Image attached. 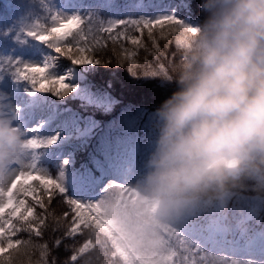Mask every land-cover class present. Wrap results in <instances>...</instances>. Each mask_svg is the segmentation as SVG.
Instances as JSON below:
<instances>
[{"label":"clouds","instance_id":"9594fccd","mask_svg":"<svg viewBox=\"0 0 264 264\" xmlns=\"http://www.w3.org/2000/svg\"><path fill=\"white\" fill-rule=\"evenodd\" d=\"M203 19L184 32L177 90L155 110V136L119 210L129 238L154 244L165 222L225 207L247 182L264 191V0H200ZM0 110V169L11 171L29 139Z\"/></svg>","mask_w":264,"mask_h":264},{"label":"rangeland","instance_id":"374dc122","mask_svg":"<svg viewBox=\"0 0 264 264\" xmlns=\"http://www.w3.org/2000/svg\"><path fill=\"white\" fill-rule=\"evenodd\" d=\"M83 1L71 0V10L82 8ZM137 1L141 2L142 0ZM173 3V0H151L150 4L154 8L164 11L170 8ZM144 7H147L146 3ZM70 13L71 11L60 8L58 0H26L25 8L22 11H14L10 8V11L0 19V36L6 37L14 46L9 56V62L13 69L25 64L43 65L49 63L50 70L52 68L51 62L41 60L36 54L35 46L38 40L26 33L35 30L42 19L51 22L52 14L68 18ZM188 22L189 25L194 26L199 21L191 15ZM140 32L141 35L139 32L136 35H139L141 39L146 40L147 37H150L147 29ZM179 34L180 31L173 24L165 22L163 25L153 26L151 37L156 39L160 35L166 46L167 43L170 42L171 44V41L176 40ZM75 51L76 49L73 50L74 53ZM83 55L88 56L89 54L84 53ZM74 65L76 68L74 77L76 79H81L83 73L93 66V64ZM170 85L172 86L171 83ZM176 86L175 84L174 87ZM139 90H146L149 93L153 91L154 94L156 92L158 95V91L151 86H139ZM0 110L16 117L14 122L22 125L25 130V139L39 141L42 133L51 131L55 138L56 156L62 162L63 170H66L69 176L74 173L72 169L74 160L73 137L68 131L71 120L63 113L56 112L36 88L29 84L0 83ZM128 113L129 111L126 114ZM131 113L129 118L133 119L138 115L146 118L153 114L152 112L144 113L141 109ZM127 126L122 127L127 128ZM144 126L143 123V129ZM149 126L148 130L154 129V126ZM107 127L111 126L108 124ZM111 131L113 134L105 132L103 136L102 150L96 148L97 154L101 153L100 156L95 157L99 161L96 173L89 171L81 185L73 189L62 201L65 207L68 206L66 200L69 198L86 204L91 203L94 206L99 205L101 211H98L96 216L89 220L86 228H88L87 231H91L96 240H98V236L95 233H101L104 236V239L101 236L99 239L105 241L102 247L104 248L103 252L110 258L108 264H114V256H117L122 264H174L173 257H176L175 264H180L181 259L185 257L187 258L186 264H193V261L195 264H264L263 230H258L242 245H229L221 237L226 233V225L223 222L224 216L210 220L203 229H197L190 224L187 220L188 217L175 222H165L161 225L158 239L154 244L141 245L133 242L118 222L119 210L137 199L136 183L146 159L140 160L136 146L129 147L126 151V140L116 136V129ZM146 136L147 134L144 135L142 147L143 151L149 154L152 150L153 140L146 139ZM35 158L36 149L27 150L23 154V160L26 164H34ZM40 172L42 174L45 171L40 170ZM72 182L69 180L67 184H72ZM28 184L35 189L34 180H29ZM17 199L25 201L18 195ZM35 199L36 201L31 202V204L25 202L26 206L32 208L38 206V209H41L38 201H43L42 198L37 197ZM256 205L253 203L252 207ZM69 209L68 214L72 216L71 206ZM81 211L85 216H88L87 210ZM69 222L71 223V217ZM81 229L83 230L84 227ZM93 229L96 230L95 233ZM86 241L88 242V249L92 243L89 239ZM186 247L193 249L185 252ZM12 251L13 249L10 250V252ZM11 255L6 253L4 259L9 260L15 257ZM214 255L218 258H214Z\"/></svg>","mask_w":264,"mask_h":264},{"label":"trees","instance_id":"16d2710c","mask_svg":"<svg viewBox=\"0 0 264 264\" xmlns=\"http://www.w3.org/2000/svg\"><path fill=\"white\" fill-rule=\"evenodd\" d=\"M105 1L109 0H101L92 6L97 5L94 8L95 15L100 14L95 17L108 22L106 15H101L105 13L103 6ZM199 5L200 0H182L176 7L177 12H180V15L176 18L189 25L187 14H190L200 22L203 19V14H201ZM186 8L189 11H185ZM81 17L85 18V15H81ZM134 19L151 20L156 19V16L154 14L152 16H141L130 12L121 14L118 21ZM85 31H87L86 28ZM138 32L141 35V32L135 26L128 24L127 26H118L111 34L98 32L95 34V40H93V34H89L88 41L90 45H94L96 48V53L93 54L94 58L101 59L102 63L93 64L91 68L83 73L81 79L74 77L76 68L70 58L59 55L54 49L44 44L42 49L45 51V57L50 59L54 65L48 76L66 77L65 82L73 86L74 90L60 95L54 94L52 91L43 93L52 103L59 105L62 110L75 119L71 132L81 140L86 141L97 138L98 130L105 122L118 121L125 124L135 120L136 118H129L134 110L141 109L144 113H155L162 102L177 90V86L174 87L175 83H171V86L170 83H166L158 77L144 76V73L156 71L159 65L163 64L168 69L169 74H174L175 66L182 59V48L177 47L176 40L171 41V44L170 42L167 43L165 46L160 35L156 39L147 37L146 40H143L139 35H136ZM132 39H137L139 43L133 44ZM154 40L155 45L159 46V52H157L154 45ZM3 48L0 45V54L3 52ZM85 53L89 54V52ZM130 53H135V55L127 59L126 57ZM118 57L119 59H117ZM130 64L133 65L135 75L129 71ZM43 83L45 87H51L47 82ZM143 85L153 87L158 91V95L156 92L154 94L153 91L152 93L146 90L140 91L139 86ZM36 86L39 88L40 84L38 83ZM128 111L129 113L126 114ZM48 141L49 139L43 141L44 146L40 148L41 152L49 150L50 144L47 143ZM49 177L58 179L55 168L50 167ZM24 187L28 188L27 186ZM66 192L65 189V196H63L58 190H54L52 185L45 188L39 181H35L34 191L20 192V196L29 204L36 201L35 198L37 197L42 198L48 206L47 211L51 212L52 216H47L45 209H38V206L35 207L36 209L33 208L35 209V215L47 216V227H41L42 236L40 237H37L34 231L31 234L25 231L18 232L14 238H19L21 241L30 240L31 244L25 246L24 243H21L13 249L10 255L12 254L11 256L14 255L15 257L8 260L10 264H44L39 246L45 243L49 246L48 264H53V261H56V264H71V250L78 249L86 239H89L92 245L78 258L76 264H108L110 258L103 252L104 248L102 247L105 241L99 239V236L102 239H104V236L101 233H95V229H93V232L98 236V240L93 237L91 231H87L88 228H84L81 229V234L77 235L74 241L65 240L60 247H55V240L58 238L63 240L65 232L71 226L69 222L71 216L69 215V218L65 219L63 215L70 210L69 205L65 207L62 202L66 197ZM243 197L254 200L264 207V191L256 190L251 182H247L244 186L233 191L225 207H213L211 210L201 212L200 220L203 221L209 216L224 212L233 204L238 203L239 198ZM50 199L51 203L49 204ZM247 208H249L248 205ZM253 214L252 219L246 220V226L250 229L255 226L257 218L264 215V210L258 207ZM53 217L59 220L58 229L56 220ZM33 219L34 217L29 218L30 221ZM13 222L18 228L25 224L18 218L14 219ZM5 255L0 257V264H3ZM114 257V264H122L117 256ZM111 258L113 257L111 256Z\"/></svg>","mask_w":264,"mask_h":264},{"label":"snow or ice","instance_id":"6c2138e0","mask_svg":"<svg viewBox=\"0 0 264 264\" xmlns=\"http://www.w3.org/2000/svg\"><path fill=\"white\" fill-rule=\"evenodd\" d=\"M52 27L49 29L47 25L38 24L37 28L33 31H28L26 34L36 40L46 43L49 47L54 49L56 53L64 57H68L76 65H90L100 64L101 59L94 58L96 48L94 45H90L88 41V35L93 34V40H95V34L98 32H106L111 34L118 26H127L131 24L138 30L142 31L147 29L149 36H152V28L155 25H163L165 22L171 23L174 27L180 31V35L176 39V45L178 48H183L185 36L184 32H194L195 28L191 25L184 23L176 18L175 15H166L158 17L156 19H139V20H121V21H102L98 17H88L87 19L79 16L72 15L68 18H62L59 15H51ZM71 26V27H70ZM85 28L87 31H85ZM163 35V34H162ZM71 37V39H69ZM133 44L139 43L137 39H132ZM155 45V40H154ZM157 52H159V46L155 45ZM73 49H76L75 53ZM85 52H89L88 56L83 55ZM135 53H130L127 59L134 56ZM119 59V57L117 58ZM159 59V57H157ZM50 64L45 63L43 65H28L17 67L15 69L19 79L29 81L37 91L48 92L52 91L54 94H67L69 91L74 90L73 86L65 82L66 77H49L48 70ZM129 71L134 75L133 65L130 64ZM168 69L165 65L160 64L158 70L151 73L145 72L144 76L159 77L161 74H168ZM43 82H47L51 87H45ZM40 84L37 88L36 85ZM55 142V138L49 140L47 143L51 144ZM44 146L40 141L36 139H30L26 147L28 150H35ZM66 163V162H65ZM60 179H52L44 174H41L40 170L36 168L35 164H26L23 160V154L17 156L13 161V167L10 172L5 174L3 169H0V257L4 254L10 255V250L15 249L21 243L25 246L31 244V241H21L19 238H14L20 231H25L31 234L33 231L37 237L42 236L41 227H47V216H52L51 212L47 211V205L43 201H38L39 207L45 209L47 216L35 215L32 207H27L25 201L17 199V195L20 192L28 193L34 191L30 185L25 188L29 180L39 181L45 188L48 185H52L54 190L65 196V189L60 182ZM51 195V194H49ZM51 199L49 200V204ZM66 203L71 206L73 215L71 216V226L64 234V239H56L55 247H60L65 240H75L77 235L81 234V228H86L90 219L96 216L98 211H101L99 205H92L91 203H82L74 199H67ZM23 209V212L21 210ZM81 210H87L88 216H85ZM27 213L26 215L24 213ZM19 213V216H18ZM64 218L68 219L69 214L65 212ZM30 217H34L33 220H29ZM19 219L25 222L21 227H16L14 219ZM56 220V227H59V220ZM88 242H84L78 249L71 250L70 261L71 264H76L78 258L87 251ZM185 244V243H184ZM41 259L44 264H48L47 255L49 253V246L47 243L40 245ZM193 248L186 247L184 251H189ZM199 251L198 249H196ZM186 257L181 259L180 264H186ZM176 257H173L175 264ZM3 264H10L7 259H4ZM56 264V261H53ZM193 264L195 262L193 261Z\"/></svg>","mask_w":264,"mask_h":264}]
</instances>
